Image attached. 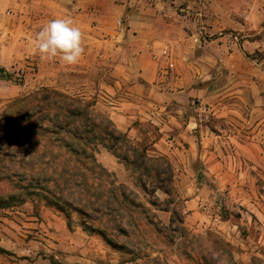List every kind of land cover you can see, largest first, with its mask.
<instances>
[{
    "label": "rangeland",
    "instance_id": "374dc122",
    "mask_svg": "<svg viewBox=\"0 0 264 264\" xmlns=\"http://www.w3.org/2000/svg\"><path fill=\"white\" fill-rule=\"evenodd\" d=\"M136 1L127 8L136 18L118 20L106 55L74 65L31 52L37 26L18 41L0 35V213H23L13 219L17 236L44 245L28 263L73 264L51 234L70 242L68 233L83 232L96 241L91 264H200L208 252L210 264H230L208 233L229 245L234 264H261L264 0ZM42 90L92 103L148 158H164L169 193L152 191L154 172L101 147L75 156L60 137L32 130L48 120L35 96ZM30 184L55 197L25 196Z\"/></svg>",
    "mask_w": 264,
    "mask_h": 264
},
{
    "label": "crops",
    "instance_id": "0c3cea01",
    "mask_svg": "<svg viewBox=\"0 0 264 264\" xmlns=\"http://www.w3.org/2000/svg\"><path fill=\"white\" fill-rule=\"evenodd\" d=\"M136 4L140 5L137 1L131 3V0H0V35H6L10 41L20 40L19 35L30 38L35 26L41 29L55 17H66L74 21L82 31L85 48L83 56L106 55L108 49L106 42L112 38L111 34L114 32L119 35V31L116 30L118 20L124 17L133 22L136 16L127 14V8ZM4 8L11 9L6 14ZM96 42H101V46L96 45ZM13 47L15 48V45ZM6 213L10 216L0 213V250L11 255L0 253V264H36L39 258L32 263H28V258L37 253L36 247L40 249L44 245L17 236L19 225L14 223L13 219H17V215L24 216L23 213L19 211ZM21 222L22 225H35ZM51 235L58 240L55 244L56 249L63 252L58 255L60 259L73 264L92 263L90 256L95 254L97 249L95 239L89 238L83 232L68 233L66 237L70 242L64 240L63 233ZM93 242L94 244L90 246ZM86 253L89 254V259L85 257ZM78 254L83 256L80 257Z\"/></svg>",
    "mask_w": 264,
    "mask_h": 264
},
{
    "label": "trees",
    "instance_id": "16d2710c",
    "mask_svg": "<svg viewBox=\"0 0 264 264\" xmlns=\"http://www.w3.org/2000/svg\"><path fill=\"white\" fill-rule=\"evenodd\" d=\"M35 96L40 97L37 102L41 107L40 109L46 112L43 117H48V120H46V125L43 126L44 128L31 126L32 130L39 129L45 135H56L60 137L61 148L75 156L88 155L87 151L91 150V154L87 157H92L93 152H96V148L101 147L133 170H139L140 173L146 174L147 176L150 175V172H154L156 182L152 187V191L158 188L166 194L169 193L171 177L168 172V169H170L168 162L162 157L148 158L145 148L140 149L134 145L133 141L125 133L118 131L109 119L94 112L92 103L50 90H42L37 92ZM45 119L43 118L44 121ZM152 161L156 163L162 161L165 164L164 170H157L158 166L156 165L148 166L147 162ZM161 174H167L168 177L159 180L158 177ZM41 175L39 177H43L46 181H49L52 177V175ZM25 191V196L42 194L44 197H55V191L47 187L44 188V186L37 188L35 185L30 184ZM80 210L85 214L88 213L83 208H80ZM174 218L175 216L172 217L171 223H174ZM182 231L184 232L182 227H177V229L173 230L174 233H182ZM207 237L212 238V244L217 249H220L221 252H224L223 254L227 255L230 264H234L232 262V256L228 252L229 245L212 234L208 233ZM192 239L194 237L190 236L191 241ZM0 252L6 253L3 250H0ZM211 255V252L206 253V255H200V264H210L209 257ZM256 262L257 259L252 258L250 264H256ZM260 263L264 264V262Z\"/></svg>",
    "mask_w": 264,
    "mask_h": 264
},
{
    "label": "clouds",
    "instance_id": "9594fccd",
    "mask_svg": "<svg viewBox=\"0 0 264 264\" xmlns=\"http://www.w3.org/2000/svg\"><path fill=\"white\" fill-rule=\"evenodd\" d=\"M31 52L41 60L59 57L66 65L77 64L85 52L82 31L70 18L55 17L32 38Z\"/></svg>",
    "mask_w": 264,
    "mask_h": 264
},
{
    "label": "built area",
    "instance_id": "2783aa9c",
    "mask_svg": "<svg viewBox=\"0 0 264 264\" xmlns=\"http://www.w3.org/2000/svg\"><path fill=\"white\" fill-rule=\"evenodd\" d=\"M170 66H171V64H170Z\"/></svg>",
    "mask_w": 264,
    "mask_h": 264
}]
</instances>
